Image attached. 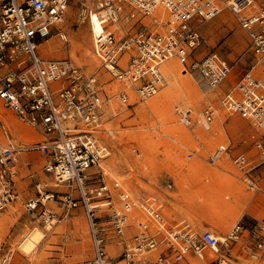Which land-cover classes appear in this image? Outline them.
Segmentation results:
<instances>
[{"label": "built area", "instance_id": "built-area-1", "mask_svg": "<svg viewBox=\"0 0 264 264\" xmlns=\"http://www.w3.org/2000/svg\"><path fill=\"white\" fill-rule=\"evenodd\" d=\"M72 1L78 4V21L89 25L93 52L109 77L87 72L70 56L63 25ZM158 9L166 13L161 25L153 14ZM225 9L246 33L253 60L236 79L230 77L233 64L220 54L195 52L206 42L200 26ZM54 37L64 40L65 56L41 51ZM173 59L184 72L196 73L210 93L221 90V107L252 124L254 147L264 158V0H0V210L20 200L21 155L39 151L46 158V173L66 189L38 182L26 208L45 222L56 217L48 202L58 200L67 212L81 208L92 240L91 256L82 264H109V244L119 246L118 262L125 264H182L190 251L206 264H235L237 247L240 254L264 262V223L238 220L220 237L196 229L186 218H170L167 198L125 196L117 205L115 191L122 184L116 178L109 182L108 140L114 131L105 126L107 116H116L122 105L156 96L165 81L163 66ZM228 79L231 83L222 88ZM112 83L122 89L113 92ZM180 113L185 126L200 123L208 130L219 108L209 99L199 121L189 107ZM20 124L43 138L22 140ZM199 148L189 149L187 158ZM233 149L231 143H220L207 161L221 168L228 154L245 174L255 171L258 164L248 151L232 156ZM248 185L261 189L252 179ZM132 223L136 228L128 237ZM13 256L9 250L0 264H11Z\"/></svg>", "mask_w": 264, "mask_h": 264}, {"label": "rangeland", "instance_id": "rangeland-1", "mask_svg": "<svg viewBox=\"0 0 264 264\" xmlns=\"http://www.w3.org/2000/svg\"><path fill=\"white\" fill-rule=\"evenodd\" d=\"M77 8V2L72 1L63 25L71 41L70 56L76 62L83 64L87 72L97 70L99 76L109 77L107 72L99 68V64L93 59L92 34L87 23L78 21ZM202 25L200 30L206 42L195 52L200 54L221 53L233 64L231 76L240 77L248 68L252 58L247 50L246 37L229 10L225 9L219 17ZM62 47L61 39L54 37L41 47V51L49 57H63L67 54L63 49L67 50V48L64 46L61 50ZM84 60L87 61L86 64ZM179 65L175 85L166 78L157 94H161V97L155 100L156 104L150 106L149 100L137 101L132 106H120L116 116L108 114L107 117L110 119L107 120L105 126L114 131L113 139L108 140L112 150L107 160L110 171L109 182L112 183L115 178L121 181L122 189L115 191L118 206L122 204L125 196L133 198L155 195L167 198L169 199L170 218L185 217L198 230L210 229L217 235H223L238 220L254 222L256 217H260L258 216L260 209L251 204L258 198L260 208L263 207L264 193H258L257 196L255 195L258 191L257 187L251 188L246 182L245 184L239 182L246 191L247 199L230 205L233 197L228 190L233 185V175L234 173L243 174V172L232 161L230 155L226 154L225 159L220 163V168L207 161L209 154L220 143H231L234 146L232 156L236 155L240 149L248 151L254 159V164H258L255 168L257 173L264 172V163H262L264 158L254 147L256 130L252 124L237 114L226 113L221 107L220 92L205 93L199 84L201 80L199 76L196 73L184 72V66ZM195 77L199 79L195 80ZM231 80L228 79L221 87L225 89ZM117 90L114 85L113 92ZM209 99L214 101L219 108V114L211 128L206 130L200 123L194 128L185 126L181 121V110L191 108L194 119L199 121ZM240 119H243L244 123H240ZM14 122L15 119H12V123ZM20 126L27 129L30 134H36L27 126L23 127L21 124ZM198 145H201L199 155L188 159L189 149H198ZM24 156L27 157H24L21 162L23 169L18 176L21 190L20 200L0 210V257L9 250L14 253V248L18 246L29 227L45 224V221L33 217L32 213L27 210L25 202L35 197L38 182L51 183L52 179L44 170L46 161L41 152H25ZM29 161L31 163L25 164ZM242 176L247 178L245 175ZM216 180L219 183H216ZM256 180L264 184V173H260ZM169 183L173 184L172 187H168ZM215 183L220 184V186L217 185L220 188L218 203L211 207L202 205L204 194L201 195L202 191L199 190L209 189L216 185ZM50 185L49 187H52ZM53 188L57 189V187ZM262 188L264 189V186ZM123 192L125 194L122 196ZM252 198L254 201H251ZM48 205L56 212L54 229L50 235V247L48 250L37 252V258L42 256L43 252L46 258L37 260L26 257L21 259L19 264H82L90 257L92 246L89 227L83 211L77 209L67 212L58 200L48 202ZM108 211L106 209L102 213ZM137 214L134 212L133 216ZM132 224L127 230L128 237L136 228L135 223ZM80 244L88 247L83 254L78 250ZM107 248L114 247L109 244ZM119 251L115 249L116 253H113L114 258L110 263L119 261L117 257ZM16 253L20 254V250L17 249ZM209 254L210 250L205 251L208 261L210 260ZM189 257L200 260L190 251L182 264L189 263ZM15 258L12 259L11 264H15ZM203 262L200 260V264H205Z\"/></svg>", "mask_w": 264, "mask_h": 264}, {"label": "bare ground", "instance_id": "bare-ground-1", "mask_svg": "<svg viewBox=\"0 0 264 264\" xmlns=\"http://www.w3.org/2000/svg\"><path fill=\"white\" fill-rule=\"evenodd\" d=\"M153 14H154V19H156L160 23V25L165 22L166 13L163 10L158 9ZM62 33H63V31H62ZM67 38L70 40L68 35H67ZM60 39L63 42V47H64V40L62 38H60ZM63 47L61 48V50L63 49ZM63 51L67 52L66 49H63ZM89 52H90V50H88V53ZM90 56H91V52H90ZM93 57H94L93 59L99 64L98 67L100 68V63H99L96 55L94 54V52H93ZM174 60L175 59L170 60L169 62L164 64L163 69H162L164 76H165V80H166V78L170 79L173 85H175L176 73L179 69L178 67L180 66L179 65L180 63L177 60H175V61ZM81 61L82 60H80V62ZM84 62H85V64L87 63V61H85V60H84ZM92 72H95L98 74L97 70H94ZM197 78L198 77H195V80H197ZM200 82H201V80H199V84L203 87L204 92L207 93L208 87L205 84H203L202 82L201 83ZM115 86L118 89L116 92H119L122 89V88H120L119 84L115 85ZM219 91H221V90H219ZM158 97H161V94L156 95V96L152 97L151 99H148L149 100L148 103L150 104V106H153V104L157 103V102H155V100ZM226 116H228V115H226ZM239 122L244 123V120L240 119ZM20 135L23 136V134H21V132H20ZM30 137L34 138V136H32V135ZM38 138L41 139L42 137L37 136L36 139H38ZM124 179H126V178H124ZM48 184L49 185L51 184L50 186H52V187L56 186V184L54 182L48 183ZM217 185L220 186V184H216L213 187H210L208 189V191L206 193H204V197H203L204 203H206V205H208V206H213V205H216L218 203V199H219L218 195L220 194V188L217 187ZM202 193H203V191L201 192V195H202ZM221 196H222V194H221ZM54 224H55V220H52L49 222H45L44 225H34L33 227H29L28 232L25 233L23 239L19 242L18 246L14 248V255H16L15 256L16 258L13 257V259L14 258L16 259L15 264H19L21 262V259L23 260L26 257H30V258L32 257L33 259H37V260H44L46 258L45 252H43L42 256L37 258V255H38L37 252L40 250L41 251L42 250H48V248L50 247V235L52 233V230L54 229V226H53ZM218 236L221 237L222 234H219ZM111 245L114 246V244H111ZM17 249L20 250V254L16 253ZM78 250L81 254H83L88 250V247L85 246L84 244H80L78 246ZM91 251H92V246H91ZM113 253H116L115 249L109 248L108 249V256H114ZM193 262H194V264H200V260L199 261L194 260ZM110 264H117V263H110ZM118 264H120V263H118Z\"/></svg>", "mask_w": 264, "mask_h": 264}, {"label": "crops", "instance_id": "crops-1", "mask_svg": "<svg viewBox=\"0 0 264 264\" xmlns=\"http://www.w3.org/2000/svg\"><path fill=\"white\" fill-rule=\"evenodd\" d=\"M202 27H203V25H202ZM200 29H201V26H200ZM240 30L241 31H243L241 28H240ZM200 33L202 34V32H201V30H200ZM243 33H244V35H245V37H246V41H247V43H248V40H247V35H246V33L243 31ZM216 53H218V54H220L222 57H224V58H226L228 61H230V59H228L227 57H225L224 55H222L221 53H219V52H216ZM205 54H207V53H201L200 55H205ZM250 57H251V55H250ZM253 61V60H252ZM252 61L249 63V65H248V68H249V66L251 65V63H252ZM231 62V61H230ZM248 68L245 70V71H247L248 70ZM230 77H232V76H230ZM232 79H236V77H232ZM21 134H23V136H21L20 134H19V137H21L22 138V140H31V139H33V137H30L31 135L29 134V131L27 130V129H23V132H21ZM37 136H39V135H37ZM42 138H43V136H41ZM35 139H36V137H34ZM39 139V138H38ZM24 157H27V156H24V153L21 155V161H20V165H19V173L21 174V172H22V169H23V165L21 164V162H22V160H23V158ZM28 158H30L29 156H28ZM45 161H46V158H45ZM29 163H31L30 161L29 162H26L25 164H29ZM239 172V171H238ZM243 172V171H242ZM260 173L261 174H263L264 172L262 171V172H259V173H257V171L255 172V171H253V172H251L250 174H245L244 172H243V174H239L238 175V173H234V175H233V177H234V180H233V185H232V187H231V189L230 190H228V192L230 193V195L233 197L232 198V200H230V205L231 204H233V203H236V202H241L243 199H247V194H246V191H244L245 189L242 187V185H240V183L239 182H243L244 184H245V182L248 184V182H249V180L250 179H252L253 181H255L256 183H257V185L261 188V189H258V191L256 192V194L255 195H257L258 193H264V191H263V188H262V186H264V184L261 182V184H260V182H258L257 180H256V177H258V176H260ZM233 174V173H232ZM47 175H49V176H51L49 173H47ZM242 175H245L247 178H245V177H243ZM19 176V175H18ZM251 177V178H250ZM51 179H52V182H54V179H53V177L51 176ZM43 180H46V179H43ZM47 181V180H46ZM51 182V183H52ZM218 181L216 180V183H217ZM55 183V182H54ZM219 183V182H218ZM231 183V182H230ZM44 184H46L48 187H49V185H48V182L47 183H45L44 182ZM260 184V185H259ZM262 185V186H261ZM18 186H19V179H18ZM55 187H57V186H55ZM50 189H53V190H65L66 188L64 187V186H59V187H57V189L55 188H53V187H49ZM19 189H20V187H19ZM200 189V188H199ZM259 190H260V192H259ZM21 191V190H20ZM199 191H201V190H199ZM202 191H203V194L204 193H206L207 191H208V189H204V188H202ZM258 196V195H257ZM251 201H254V198H252L251 199ZM239 202V203H240ZM202 203V205H205V206H208V205H206L204 202H201ZM228 204V205H229ZM251 205H254L253 207H255V208H258V209H260L259 210V214H258V216L260 215V217H256L255 219H256V221H254V222H246V223H256V222H261V223H264V206L263 207H261L260 208V206H259V203H258V198H257V201L256 202H254V203H252ZM250 205V206H251ZM209 207H211V206H209ZM77 209H79V210H81V211H83L81 208H77ZM77 209H73V210H77ZM70 212V211H69ZM83 213H84V211H83ZM85 215V214H84ZM250 215V214H249ZM263 215V216H262ZM251 216V215H250ZM249 216V217H250ZM253 217V216H252ZM179 218H185V217H179ZM175 219H178V218H175ZM187 219V218H186ZM87 220V219H86ZM235 223V222H234ZM233 223V224H234ZM87 224H88V222H87ZM232 224V225H233ZM232 225H231V227H232ZM89 227V226H88ZM230 227V228H231ZM115 246H113L115 249H116V251L118 252L119 251V246L118 245H116V244H114ZM118 248V249H117ZM91 253H92V251H91ZM91 253H90V256H91ZM108 258L109 259H112L113 258V256H108ZM233 259H234V261H235V264H264V262L262 261V260H255V259H252V258H249V257H247L246 255H242V254H240L239 253V249H238V247L234 250V253H233ZM199 261V260H197L196 258H193V257H189V263H187L186 262V264H194V262L193 261ZM261 262V263H260ZM118 263H120V264H125L123 261H120V262H117V264ZM204 263V262H203ZM206 264V263H205Z\"/></svg>", "mask_w": 264, "mask_h": 264}]
</instances>
